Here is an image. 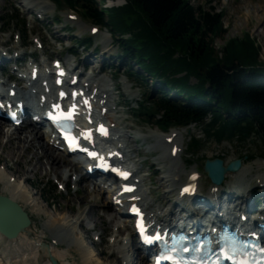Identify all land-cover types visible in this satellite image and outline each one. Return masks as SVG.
Returning a JSON list of instances; mask_svg holds the SVG:
<instances>
[{"label":"rangeland","instance_id":"obj_1","mask_svg":"<svg viewBox=\"0 0 264 264\" xmlns=\"http://www.w3.org/2000/svg\"><path fill=\"white\" fill-rule=\"evenodd\" d=\"M190 2L205 11L212 12L215 10L217 12H224V26L227 32L224 36L217 37L213 41V46L219 56L222 54V48L230 39L242 37L244 34L250 33L261 48V61L264 62V30L258 23V17L264 15V0H190ZM49 3L51 8L47 10L46 14H40L37 9V11L34 9L37 6L32 7L34 10L30 12L25 11L21 0H0V50L6 52L7 48H12L13 54L18 52L20 56L36 53L38 62L50 66L54 58H62L65 61L75 59L80 63V70H83L84 64H90V68L98 66V62L102 58L101 69L97 71V77L95 79L99 80L100 77L101 79L105 77L106 83L109 82L112 85L111 89L115 99L119 100L116 113V117L120 119L118 121L120 122L118 123V131L130 136L132 142L130 150H134L132 151V155L136 161L135 165L138 169L140 168L139 174L144 177L143 188L146 190V195L151 201L148 205L150 210H156L159 204H162L165 205L164 211L162 212L164 213L170 206L172 207L180 184L194 170L202 172L200 178L201 185L210 183L203 172V165L206 159L221 158L225 164L229 160L241 159L243 162L242 167L250 168L249 173L236 179L238 181L237 184L227 175L225 187H222V189L226 190L229 186H237L241 191L237 190V192L242 197L248 187L252 188V192L260 188L258 186V179L255 176L258 173L262 174L264 172V149L257 135L248 136L247 140L239 139L237 136L230 140L223 139L221 141L214 137H208L205 132V124L209 123L210 119H207L205 124H192L186 128L172 127L168 129V132L163 133L159 128L147 123L144 119L145 117L141 116L138 118L135 115L139 114V112L132 110V106L137 107L140 103H144L147 107L153 109V104L149 103L147 105L145 101L147 96H152L151 99H154L158 95L155 80L152 81L150 77L142 72L141 75L147 76V82L128 75L127 71L129 69H132V72H136L138 64L134 61L121 60L122 49L119 47L117 41L112 38L110 31L104 26L91 23L89 19L82 16V12L79 9L72 10L67 7H62V9L61 3L55 5L51 0ZM95 4L99 7L106 8L112 5H122L124 4V0H96ZM16 8L18 15L15 14ZM27 9L30 10L31 8L27 7ZM69 15L77 19V21H71ZM8 22L9 24H6ZM23 22L25 23L24 26ZM92 26L98 27L99 32L93 39L94 46L90 49H84V47L77 44V39L91 35L90 28ZM5 28L7 29L3 30ZM37 39L40 43H34V40ZM106 40L108 41L107 45L104 44ZM95 47H97L98 51L97 57L92 55L96 52ZM69 50H73L72 52L75 53L69 52ZM87 54H91L88 60L85 59ZM24 61L28 63L31 61V58L24 59ZM195 82L196 79L192 78V83ZM114 87H116L115 90H118V92L113 90ZM0 124L5 131L9 128L10 131L13 130L12 125L2 119H0ZM25 128L36 131L30 125ZM24 129L19 128L15 130L23 134ZM172 131H176V138L181 139L183 152L181 156L177 157L176 155L175 158L181 168L183 167L184 174L181 177V183L167 188L162 185L161 178L166 180L163 177L165 176L168 161L161 159V156H163V153L169 154L170 147L167 148V145L162 140V135H167ZM140 135L143 137L150 136L151 140H149L148 145H142L140 140L137 141ZM192 136L200 141V148L195 150L190 148V138ZM5 141V138L2 139L3 143ZM157 145L159 147L156 149L155 147ZM36 148H34V154L36 156H42L40 157V167L37 169L34 168L36 160L31 162L27 161V158L30 159L32 157L30 152L26 153L25 157H22L23 151H19L16 156H13L8 147H2L0 144V167L3 169L4 165L6 166L5 172L3 171L5 181H7L6 177L8 180L11 178V183L18 186L20 190L27 189L32 194V198L40 206L38 207L40 209H36L31 205L18 202L27 210L32 219V224L29 226L30 236L37 240L39 247H47L49 244H52L55 237L59 238V241H63L64 238V241L57 250H63L69 254L65 255V258H55L58 264H62L65 261V264H84L81 259L80 250L76 248L75 242L69 243L64 233L60 230L59 232L53 231L51 225L52 223L58 225L61 217L71 219L78 217L81 211L85 210L84 216L86 214V221L89 223H83L78 228L77 233L80 235V238L84 239L86 247L98 255L100 263L124 264L125 260L121 261V256L116 253L117 251L115 249L117 247H112L113 249L109 247V244L111 245L113 243V236L116 234L115 224L110 221V213L114 212L110 204L111 191H108V193L104 191L100 197L95 198V196H92L94 195L93 191L89 190L93 182V179L89 177L75 184L73 175L66 186L65 184H60L65 179V174L62 173L69 167L65 166L64 168L63 165L57 172L50 171L44 159V149H40V147ZM149 150H152V153H149ZM61 156L67 158L63 154ZM77 171L82 172V169L73 167L70 172L77 173ZM167 179L170 178L168 177ZM28 183H31L36 188L31 187ZM62 186H64V189L60 188ZM3 187L4 184L0 182V194L7 196L8 192ZM172 188L174 189L172 190ZM243 189L244 192H242ZM255 192L259 191L256 190ZM40 194L49 201L47 203L44 202ZM84 195H86V198L82 203L81 198ZM103 196L105 201L107 200V206L104 205ZM175 208L180 209V206L177 205ZM93 226V229H89ZM126 231L128 230H120L119 238L124 237ZM99 236L101 238L100 244L97 243ZM16 242L15 244V242L8 240H0V264H33V259H25L22 261L20 258L22 252L24 254L31 252L28 249L29 247H25L19 240ZM133 249L136 250L135 248ZM132 255L134 253L130 251L127 256L130 261L135 258L136 261L141 260L138 256L134 258ZM142 256L143 264H151L148 257H145L144 254Z\"/></svg>","mask_w":264,"mask_h":264},{"label":"trees","instance_id":"obj_2","mask_svg":"<svg viewBox=\"0 0 264 264\" xmlns=\"http://www.w3.org/2000/svg\"><path fill=\"white\" fill-rule=\"evenodd\" d=\"M55 1L106 27L122 49L121 60L135 61L143 74L154 78L158 95L145 101L153 109L140 103L133 108L139 112L135 116L145 117L162 131L210 119L205 124L208 137L247 140L257 135L264 149L261 48L246 33L230 39L219 56L213 41L227 32L223 11H205L190 0H125L112 8L99 7L96 0ZM127 33L130 37L124 39ZM78 43L92 45L93 41ZM135 75L147 82L138 70ZM190 141L191 149L200 148L196 137Z\"/></svg>","mask_w":264,"mask_h":264},{"label":"bare ground","instance_id":"obj_3","mask_svg":"<svg viewBox=\"0 0 264 264\" xmlns=\"http://www.w3.org/2000/svg\"><path fill=\"white\" fill-rule=\"evenodd\" d=\"M21 1H22V4H23L22 6L24 7V10L27 12H30L34 9L35 10L37 9L40 14H46L47 10H49L51 8L50 7L51 5H49L50 3L48 0H21ZM35 6H37V7L32 9V7H35ZM27 7L31 8V9L28 10ZM70 20L76 21L74 19H70ZM258 23L261 25V27L264 30V15L258 17ZM92 28H93V26L90 29H92ZM104 44L107 45L108 41L107 40L104 41ZM71 60L73 61V59H68L67 62L71 63ZM0 63L1 64H8L9 63L8 59L4 56L2 51H0ZM91 66H94V65H91ZM72 74H73V76L76 75L75 72ZM2 82L4 85H8V79L3 78ZM48 82L50 83V79ZM106 82H107L106 78H104V77L102 79L100 77L99 80H93V79L88 78L87 80H83V84H81V86L84 90L89 91L90 95L98 96L96 103L101 105L100 110L102 108L107 109V114L104 116L105 118L104 117L103 118L109 122V124L112 127V130L114 132V136L120 138V140L118 142L114 143V145L117 147L118 150L124 152V158H125V161H127L133 157L132 151H134V150H132V151L130 150V147H132V142L130 140V136L126 135L125 133L118 131V126H119L118 123H120L118 121H120V119H118L116 117L117 102H116V99H115L113 92H112V89H111L112 85H110L109 82L108 83H106ZM87 83H89L90 86H86ZM10 89H17V85L16 84H10L9 88L7 90V93H9ZM17 92L23 93V88L22 87L18 88ZM112 124H114V126H112ZM29 125L32 128H35L36 131H33L32 129H26L25 127L28 125L13 127V130H11V131L9 128L8 130L5 131L3 126L0 124V144L2 145V147H8L10 149L11 153L13 154V156L14 155L16 156L17 152L23 151L22 157L23 156L25 157V154L30 152V154H32V157L30 159L27 158L28 159L27 161L31 162L33 160H36L35 166H34L35 169L40 167L39 166V163H41L40 157H42V156H36L34 154V148H36V147H40V149L43 148L44 149L43 150L44 159L46 160L45 162L49 166L50 171H56L57 172V170L60 169L61 167H63V165H64V168H65V166L69 167V168H67L68 171L65 170V172L62 173V174H65V179H63V182H65V184L67 185V183L69 182L70 178L73 175V173L70 172L71 168L76 167V163L74 161H72L70 158H68L67 156H65L67 158H64L61 156L63 153L59 150V147L50 142L49 138L47 137V133L45 131H43L40 126L31 124V123ZM19 128H21V129L25 128L23 134L18 133L15 130V129H19ZM39 132H40V135H39ZM176 133H177L176 131H172L169 134L165 135L164 138L162 139L163 142L165 143V145H167V148L170 147V153L169 154L163 153L162 154L163 156H161V159H165L168 161V164H166L167 169L165 172V176L163 177L166 180H163L161 178L162 185L167 187V188H171L174 185L181 183V181H182L181 177L184 174V172L182 170L183 167L181 168L179 163L176 162V158H175L176 155H177V157L181 156V153L183 151L182 146H181V139L176 138L177 137ZM4 138L6 139L5 143L2 142V139H4ZM147 138L150 139V136H148ZM178 140H180V141H178ZM158 147H159V145H157L155 148L157 149ZM174 147H175L174 150L176 151V154L172 153V149ZM230 162H231V160L227 161L225 165H228ZM5 170H6L5 165H4L3 169L0 167V182L4 184L3 188L8 192L7 196L16 202L25 203L27 205H31L33 208L40 209V208H38V207H40L38 202H36L32 198V194L27 189L20 190L18 188V186H16L14 183H11V181H10L11 178H9V180H8V178L6 177L7 181H5V179H4ZM249 170H250V168L248 169V168L243 166L236 172H228L226 174V176L227 175L230 176L232 178V180H234V182H236L235 184H237L238 181L236 179L238 177L245 176V174L249 173ZM192 173H196V171L194 170L187 175L186 182H184V184H182V187L186 184H189V183H196L197 176H195V174L193 176ZM260 176H261V174L258 173L257 177H260ZM168 177L170 179H167ZM226 178L227 177H225V181H226ZM80 181L81 182L84 181V177H81ZM134 181L136 182V185L140 188L139 189L140 195H139L138 200L142 202L143 206L147 207L151 201L147 197L145 190L142 187L143 183H144V177L141 176L139 178V180H137V181L135 178ZM76 183H77V181L75 180V184ZM28 184L31 187L36 188L31 183H28ZM194 187H195V184H194ZM20 188H21V186H20ZM211 188H212L210 190L211 192L209 191V193L212 194L210 196L211 199L195 198V197H197V195H192L194 198L193 197L191 198V199H193L191 201V205H192L191 207H194L193 203H197V204L199 203V204H202L204 206H216V205H218V208L222 209L226 205V203L224 202V200H225V199H223L224 195H222L221 191H228L229 192V195L227 197L234 199V200H232V203L235 204V207H237V212L239 214H243V213L246 214V211L243 208H241V206H244L245 204H246V209L247 208L251 209L254 207V203L252 202V200H250L249 194H246L248 191V188L246 189V192H244L245 188L242 190V192H244V197H241V194H239L237 192V190L240 191L237 188V186L236 187L229 186V188H227L226 190L222 189V187H220V186H215V185L212 186ZM88 189H89V187H88ZM173 189L174 188H172V190ZM92 191L94 193V195H92V196H95V198L100 197L102 192H104V191L107 192L105 189L102 188V186H100L99 182H97V181L93 182ZM117 192H118V190H116L113 194L116 195V194H118ZM180 194H181L182 198L175 199L174 203L180 201V199H188L190 192H185V193L181 192ZM3 195H5V194H3ZM40 196L44 202L47 203L49 201L42 194H40ZM85 198H86V195H84L81 198L82 203L84 202ZM103 198H104V196H103ZM243 199H245V203H244ZM106 201L104 198V201H103L104 205L107 206ZM125 201H126V199L124 200V202ZM110 204L114 210L113 213H110V221L114 222V224H115L114 226L116 228V230H115L116 234L113 237V243L111 245L109 244V247L110 248L117 247V249H115L117 251L116 253H118L121 256V261L125 260L124 264H127L126 259L128 260L127 256L129 255L130 251H132V252L136 251L137 252V250L129 248L126 243H125V245L124 244L122 245V240L119 238L120 230L124 231L125 229L128 228V225L125 223L124 219H121V211H120L119 207L114 205V203H112V200L110 201ZM164 207H165V205L159 204V207L156 210H154L155 213H160L164 209ZM175 207H174V205H172V207L170 206L171 212H173V213L176 212ZM195 208H198V207H194V209ZM201 210L203 211V208ZM154 211H153V213H151L150 211L147 212L149 222H152L155 219L154 218V214H155ZM94 212H96V211L94 210ZM84 213H85V210H82L78 217H74L72 219L68 218V217L67 218L61 217L59 219L60 223L58 225L52 223L51 228L53 229V231L59 232V230H60L61 232H63L65 235V238L68 240L69 243L75 242L76 248H78L80 250V254L82 257L81 259H82V262L84 264H86V263H88V264H105L103 262L100 263V259H99L98 255L95 254V252H93V250L91 251L88 247H86L84 239L80 238L79 237L80 235H78V233H77L78 228L81 227L83 225V223H85V222L89 223L86 221V214L84 216ZM116 224H117V226H116ZM93 228H94V226L92 228L90 227L89 229H93ZM56 236H58V235H56ZM74 237L76 238L75 239L76 241L74 240ZM0 240H2V241L8 240L11 242H15V244L17 243L16 241L19 240V242L24 244L25 247L26 246L29 247L28 249L31 251V252H28L26 254H24V252H22L20 258L22 259V261L25 259H28V260L33 259L35 264H52L51 260H50L51 258H54V259L55 258L56 259L57 258H59V259L65 258V255L69 254L68 252H64L63 250L62 251L57 250L60 247L61 243L64 241V238H63V241H59L60 239L55 237V240L52 242V244H49L47 247H44V246L39 247V245L37 244V240L30 236L29 228L26 231L20 233L19 237L17 239L9 240V239L5 238L4 236H2V234H0ZM119 242H121V243H119ZM68 245H70V244H68ZM137 254H138L137 255L138 258L141 260H139L140 261L139 262V261H136V258H135V260L133 261V264H143V262H142L143 256L139 252ZM43 258H45V260H43ZM28 260H26V261H28ZM65 262H62V264H65ZM29 263H31V262L29 261Z\"/></svg>","mask_w":264,"mask_h":264},{"label":"water","instance_id":"obj_4","mask_svg":"<svg viewBox=\"0 0 264 264\" xmlns=\"http://www.w3.org/2000/svg\"><path fill=\"white\" fill-rule=\"evenodd\" d=\"M241 160L232 161L228 166L220 158L207 159L204 165L212 181L221 184L227 172H235L241 168ZM32 221L23 207L8 196L0 194V233L8 239H15L27 230ZM53 264L56 261L52 258Z\"/></svg>","mask_w":264,"mask_h":264},{"label":"snow or ice","instance_id":"obj_5","mask_svg":"<svg viewBox=\"0 0 264 264\" xmlns=\"http://www.w3.org/2000/svg\"><path fill=\"white\" fill-rule=\"evenodd\" d=\"M61 95L63 96V93H61ZM57 108H59V106H55ZM74 107L72 109H70L67 113H64V112H60V115L59 116H53L51 117L52 119L54 120H59V119H71L72 115H73V112H74ZM102 134H106V130L103 129V127L101 126L99 129H98ZM85 138L87 139H90L91 138V135H90V131L85 135ZM70 140V143H74L75 140L74 138H69ZM85 151H87V149H84ZM90 155H96L95 153H89ZM102 159V158H101ZM101 167H107V165L105 164H101L99 165ZM112 171L116 172L118 175L126 178L127 177V173H124V172H120L118 169H115L113 168ZM128 191H131V189H126ZM187 190V189H186ZM133 211H137L135 208L133 209ZM141 231L143 232V227L141 226ZM144 239H145V242L147 243H152L154 240H160V236H155V237H150V236H144ZM260 251L264 252V249H260ZM164 258H167V259H171V257H161V259H164ZM157 264H159V260L157 262ZM244 264H246V262H244Z\"/></svg>","mask_w":264,"mask_h":264}]
</instances>
